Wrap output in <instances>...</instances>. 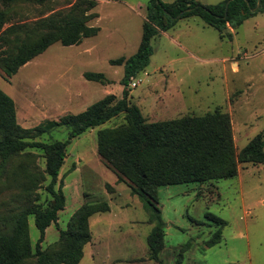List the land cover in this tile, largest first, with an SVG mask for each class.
Returning <instances> with one entry per match:
<instances>
[{
  "label": "rangeland",
  "instance_id": "1",
  "mask_svg": "<svg viewBox=\"0 0 264 264\" xmlns=\"http://www.w3.org/2000/svg\"><path fill=\"white\" fill-rule=\"evenodd\" d=\"M75 1L48 0L33 5L22 0L13 21L46 17L70 8ZM194 1L214 5L224 0ZM147 4L148 0L101 3L96 11L102 19L89 22L101 29L98 35L85 38L80 45L53 44L9 80L0 71V89L13 99L18 123L34 128L81 113L110 94L121 99L124 66L112 65L111 60L128 59L138 51ZM168 32L153 39L150 64L134 78L142 81L137 87L128 86L130 103L141 108L148 122L216 110L227 113L238 152L257 135L264 137V12L247 19L237 30L229 28L223 38L199 17L182 18ZM86 72L103 73L108 82L89 81ZM125 123L124 114L115 117L73 139L67 150L56 186L66 198L58 228L67 229L71 217L86 202L110 206L109 212L91 217L93 241L86 246L80 264H160L149 257L148 236L155 223L150 222L144 202L127 184L117 181L98 155V132ZM68 137L69 129L60 126L36 140L65 141ZM33 151L42 156L40 150ZM38 164L45 167L43 157ZM46 185L39 191L44 205L52 199ZM16 192L7 188L0 193L1 209L13 207ZM159 208L166 224L163 264L179 260L182 264H264V163L240 165L238 177L233 179L162 188ZM211 215L223 219L226 226L221 242L207 248L218 230ZM29 226L35 248L40 232L33 216ZM58 228L48 229L43 249L59 239Z\"/></svg>",
  "mask_w": 264,
  "mask_h": 264
},
{
  "label": "trees",
  "instance_id": "2",
  "mask_svg": "<svg viewBox=\"0 0 264 264\" xmlns=\"http://www.w3.org/2000/svg\"><path fill=\"white\" fill-rule=\"evenodd\" d=\"M21 1L0 0V71L6 80L53 44L80 45L85 38L99 33L100 29L90 26L89 22L98 17L93 10L100 0H76L70 8L46 17L13 21L17 16L15 8ZM27 1L43 5L48 0ZM227 1L203 5L194 0L172 3L148 0V15L138 51L128 59L111 60L112 65L124 66L121 99L110 94L81 113L68 114L56 122L34 128H23L17 121L13 99L0 89V193L7 188L17 190L11 200L13 207L0 208V264L81 263L85 246L93 240L91 217L109 212L110 206L107 202H86L71 217L67 229L61 230L58 228L59 213L66 206V198L56 186L72 140L122 114L126 116L125 124L98 132V155L117 181L127 184L144 202L150 222L155 223L148 236L149 257L160 264H163L161 252L166 248V224L159 208L160 189L233 179L238 177L240 165L264 163L263 135L254 137L238 152L232 120L227 113L216 110L202 116L148 122L129 100L130 82L150 64L153 39L174 28L180 19L199 17L218 30L223 38L229 28L237 30L247 19L264 12V0L257 12L252 9L259 0H232L226 10ZM187 9L190 11L186 12ZM182 12L184 14L176 19ZM85 78L102 84L108 82L103 73L86 72ZM60 126L69 129L67 140H36ZM33 149L40 150L42 156ZM40 157L45 160L43 169L38 164ZM45 183L52 199L44 205L40 203L39 191ZM31 216L40 232L35 248L30 236ZM211 219L218 230L206 243L207 248L221 242L226 226L223 219L214 215ZM53 225L58 228L59 239L43 249L47 231Z\"/></svg>",
  "mask_w": 264,
  "mask_h": 264
},
{
  "label": "crops",
  "instance_id": "3",
  "mask_svg": "<svg viewBox=\"0 0 264 264\" xmlns=\"http://www.w3.org/2000/svg\"><path fill=\"white\" fill-rule=\"evenodd\" d=\"M110 1H112V0H100L99 2H98V6L95 8V10H93V12H95V13H97V15H98V17H97V22H95V24L96 23H98L101 19H102V15H101V13L99 12V11H96V9L100 6V4L101 3H110ZM115 1H121V0H115ZM127 5V4H126ZM100 29V28H99ZM100 31H101V29L99 30V33H100ZM167 33H169L168 31L167 32H162L161 34H159L158 36H160V35H167ZM157 37V36H156ZM155 37V38H156ZM154 38V39H155ZM237 66H238V63L236 64ZM140 108V107H139ZM141 109V108H140ZM93 241V240H92ZM90 244V243H89ZM87 246V245H86ZM86 246H85V248H86ZM84 256H85V249H84ZM84 258V257H83ZM83 260V259H82Z\"/></svg>",
  "mask_w": 264,
  "mask_h": 264
},
{
  "label": "water",
  "instance_id": "4",
  "mask_svg": "<svg viewBox=\"0 0 264 264\" xmlns=\"http://www.w3.org/2000/svg\"><path fill=\"white\" fill-rule=\"evenodd\" d=\"M232 0H228L227 3H226V10H228L229 8V4ZM261 4H262V0H259L258 1V4L255 8L252 9L253 12H257L260 10L261 8ZM190 11V9H187L186 12ZM184 14V12H182L176 19L180 18L182 15Z\"/></svg>",
  "mask_w": 264,
  "mask_h": 264
},
{
  "label": "built area",
  "instance_id": "5",
  "mask_svg": "<svg viewBox=\"0 0 264 264\" xmlns=\"http://www.w3.org/2000/svg\"><path fill=\"white\" fill-rule=\"evenodd\" d=\"M142 81V79H139V81H136L135 79H133V82L131 81V86L132 87H137L138 84H140V82Z\"/></svg>",
  "mask_w": 264,
  "mask_h": 264
}]
</instances>
